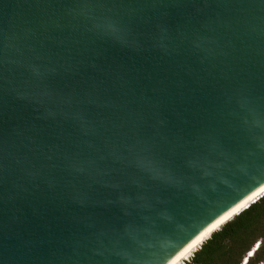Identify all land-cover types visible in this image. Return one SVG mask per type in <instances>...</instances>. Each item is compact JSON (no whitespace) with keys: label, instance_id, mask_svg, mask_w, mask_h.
Listing matches in <instances>:
<instances>
[{"label":"water","instance_id":"95a60500","mask_svg":"<svg viewBox=\"0 0 264 264\" xmlns=\"http://www.w3.org/2000/svg\"><path fill=\"white\" fill-rule=\"evenodd\" d=\"M262 185L264 0H0V264H165Z\"/></svg>","mask_w":264,"mask_h":264},{"label":"trees","instance_id":"16d2710c","mask_svg":"<svg viewBox=\"0 0 264 264\" xmlns=\"http://www.w3.org/2000/svg\"><path fill=\"white\" fill-rule=\"evenodd\" d=\"M264 264V194L212 233L185 264Z\"/></svg>","mask_w":264,"mask_h":264},{"label":"bare ground","instance_id":"6f19581e","mask_svg":"<svg viewBox=\"0 0 264 264\" xmlns=\"http://www.w3.org/2000/svg\"><path fill=\"white\" fill-rule=\"evenodd\" d=\"M264 185L256 189L254 192L249 194L247 197L239 201L237 204L226 210L219 217L214 219L205 228H203L193 239H191L186 245H184L174 256H172L165 264H182L184 261L188 260L193 253L200 248V246L210 238L213 232L219 230L226 222L231 220L234 216L239 214L248 204L253 203V200L263 194ZM235 209V211H234ZM226 217V219H223ZM217 220H222V223L217 224L215 228L212 227L216 224Z\"/></svg>","mask_w":264,"mask_h":264},{"label":"snow or ice","instance_id":"6c2138e0","mask_svg":"<svg viewBox=\"0 0 264 264\" xmlns=\"http://www.w3.org/2000/svg\"><path fill=\"white\" fill-rule=\"evenodd\" d=\"M234 211H235V209H234ZM223 219H226V217L222 218V220H223ZM222 220H217V221H216V224H213L212 227L215 228L217 224L222 223Z\"/></svg>","mask_w":264,"mask_h":264},{"label":"rangeland","instance_id":"374dc122","mask_svg":"<svg viewBox=\"0 0 264 264\" xmlns=\"http://www.w3.org/2000/svg\"><path fill=\"white\" fill-rule=\"evenodd\" d=\"M192 257V256H191ZM191 257L187 260V261H184V263H182V264H185V263H187L190 259H191Z\"/></svg>","mask_w":264,"mask_h":264},{"label":"built area","instance_id":"2783aa9c","mask_svg":"<svg viewBox=\"0 0 264 264\" xmlns=\"http://www.w3.org/2000/svg\"><path fill=\"white\" fill-rule=\"evenodd\" d=\"M263 193H264V192H263ZM261 195H262V194H261ZM261 195H260V196H261ZM258 197H259V196H258ZM258 197H256V198H258ZM256 198H255V199H256ZM186 261H187V260H186Z\"/></svg>","mask_w":264,"mask_h":264}]
</instances>
